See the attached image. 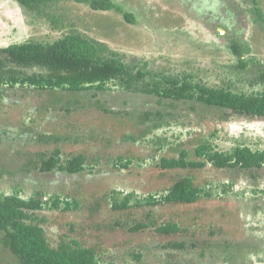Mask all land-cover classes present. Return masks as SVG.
<instances>
[{"label":"rangeland","instance_id":"1","mask_svg":"<svg viewBox=\"0 0 264 264\" xmlns=\"http://www.w3.org/2000/svg\"><path fill=\"white\" fill-rule=\"evenodd\" d=\"M113 1L133 13L134 21L130 23L115 9L98 11L76 0L51 4L46 10L51 17L32 13L17 0H0V48L27 40L53 42L76 29L103 42L109 52H118L125 62L150 72L147 79L154 74L160 78L159 74L191 73L196 81L210 86L230 84L234 90L248 92L264 89V85H248L257 73L256 63L264 64V29L255 20L252 0ZM258 1L264 9V0ZM55 19L65 26L59 22L58 26ZM233 41L247 47L242 56L249 62L246 68L239 65V56L230 47ZM59 91L51 95L36 89H9L10 95L0 98V173L4 170L0 193L12 194L17 185L23 197L39 191L45 200L60 195L80 203L75 211H47L45 225L53 245L77 237L84 246H96L101 256L119 264L264 263V167L247 171L207 164L186 170L200 184H216L214 196L194 204H135L150 194L160 196L184 173L159 167L162 155L176 156L174 147L181 145L195 157L194 148L203 139L222 150L233 149L240 143L237 138L253 149H263L264 118L234 115L223 122L215 116V108L199 102H183L177 108L166 103L165 108L178 117L190 114L187 120L183 115L178 119L186 124L163 125L130 141L126 134L135 135L146 126L137 123L140 113L161 108L158 97L115 87L82 93ZM192 104L197 111H191ZM12 120L31 125V131L10 125ZM35 133L64 136L60 142L64 151L78 148L86 154V172L71 177L35 168L33 164L55 148L54 143L37 142L29 135ZM74 135L81 140H71ZM159 137L166 140L158 143ZM119 156L132 159L128 169L112 165V159ZM86 182L95 189L82 185ZM228 182L231 185L226 187ZM128 194H132V206L114 209L116 199L123 200ZM139 222H154L155 226L176 222L183 230L172 235L157 233L155 226L132 231ZM193 240L197 247L192 249ZM170 241H184L186 247L167 246Z\"/></svg>","mask_w":264,"mask_h":264},{"label":"trees","instance_id":"2","mask_svg":"<svg viewBox=\"0 0 264 264\" xmlns=\"http://www.w3.org/2000/svg\"><path fill=\"white\" fill-rule=\"evenodd\" d=\"M17 1L32 13L51 17L46 10L59 0ZM76 1L88 4L98 11L115 9L123 13L130 23L134 21L133 13L124 11L113 0ZM252 1L255 20L264 29V9L258 0ZM58 22L61 26H65L61 19H55V23L60 26ZM230 47L239 56V65L246 68L249 62H246L242 56L247 47L239 41H233ZM108 50L103 42L88 38L76 29L64 33L63 37L53 42L27 40L2 47L0 48V98L10 95L7 93L9 89L13 92H18L21 88L27 91L36 89L52 95L55 91L60 92L59 90L82 93L94 90L109 91L114 87L130 94L139 93L158 97L161 108L140 113L141 116H138L137 123L146 126L135 135L126 134L125 139L130 141H137L163 125L170 126L172 123L179 122L186 124L178 119L183 115L187 120L190 114L182 113L178 117L179 114L171 108H165L166 103L170 107L177 108L183 102H199L205 107L215 108L217 112L215 116L223 122L228 121L234 115L264 118V89H252L248 92L245 89L234 90L230 84L210 86L196 81L191 73L159 74L160 78L156 77L158 74H154L151 76L152 79H147L150 72L125 62L118 52ZM256 66L258 68L256 75L248 79V85L252 87L264 85V64L257 62ZM191 109V111H197L194 104ZM206 112L202 113L204 119L207 118ZM125 113L129 112L126 110ZM149 122L150 126H147ZM12 123L17 126L21 125V130L31 131V125L22 123V121L12 120L10 125L14 126ZM9 134L12 135L10 132ZM29 135L37 142L55 144V148L45 153L40 162L33 164L35 168H39L42 172L56 170L64 171L69 175L76 173L80 176L86 172L88 167L86 154L78 152V148L73 151H64L60 143L64 136L59 133ZM73 139L74 141L81 140L75 135L71 137V140ZM240 139H236V142L238 140L240 143H237L231 150H222L219 145L203 139L194 148L195 157L185 146L183 148L181 145L174 147L177 155H162L158 166L164 170L176 169L184 173L180 174L160 196L150 194L144 200L138 199L135 204L138 206L145 204L158 206L163 203L194 204L202 198H212L214 196L213 187H216V184H200L193 173L185 172L186 170H199L207 164L218 169L240 168L249 171L263 168L264 148L253 149L249 143ZM164 140H166L165 137L157 138L158 143ZM162 145L161 143L157 149H161ZM131 164L132 159L123 156L112 159V165L115 167L128 169ZM3 171L0 176H4ZM82 185L91 186L92 190L95 189L93 183L86 182ZM224 185L229 187L231 183ZM12 189L14 190L12 194L0 193V264L6 261L9 264L14 262L17 264H119L114 259L101 256L96 246H84L77 237L71 241L61 240L57 245H53L49 240V233L46 229L48 226L45 225L48 221L47 211L78 210L80 203L77 199L70 200L56 195L45 200L44 195L39 191L29 197H23L20 194V187L15 185ZM261 193L264 194V188L261 189ZM132 194L126 195L123 200L116 199L113 208L116 210L130 208ZM153 223L139 222L130 229L134 232L145 230L155 226ZM155 227H157V233L161 235L177 234L183 230L176 222H167ZM185 244L184 241H170L167 246L181 249L186 247ZM189 247L196 248L197 241L193 240ZM203 253V251L200 252V254Z\"/></svg>","mask_w":264,"mask_h":264},{"label":"flooded vegetation","instance_id":"3","mask_svg":"<svg viewBox=\"0 0 264 264\" xmlns=\"http://www.w3.org/2000/svg\"><path fill=\"white\" fill-rule=\"evenodd\" d=\"M56 171V170H55ZM42 172V171H41ZM56 172H58L59 174H61L62 175V172H64V171H56ZM64 173H66V172H64ZM76 176H78V174H72L71 175V177H76ZM43 198H44V196H43ZM253 253H254V250H251L250 252H249V254H252L253 255ZM260 263H262V262H260ZM262 264H264V263H262Z\"/></svg>","mask_w":264,"mask_h":264},{"label":"water","instance_id":"4","mask_svg":"<svg viewBox=\"0 0 264 264\" xmlns=\"http://www.w3.org/2000/svg\"><path fill=\"white\" fill-rule=\"evenodd\" d=\"M45 198V197H44Z\"/></svg>","mask_w":264,"mask_h":264}]
</instances>
